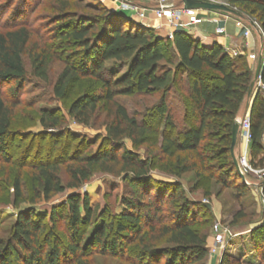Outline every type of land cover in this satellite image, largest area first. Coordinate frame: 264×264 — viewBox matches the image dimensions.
Masks as SVG:
<instances>
[{"label":"trees","instance_id":"16d2710c","mask_svg":"<svg viewBox=\"0 0 264 264\" xmlns=\"http://www.w3.org/2000/svg\"><path fill=\"white\" fill-rule=\"evenodd\" d=\"M219 1L254 18L264 39V0ZM35 3L44 5L48 12L31 21ZM0 12V21L9 14L0 31L1 164L17 166L6 149L18 138L12 131V108L19 105L18 99L9 105L1 87L13 83L16 87L9 93L14 98L20 94L26 78L25 56L33 77L43 82L48 79L49 58L61 62L52 86L55 100L63 102L72 85H89L68 108L76 123L87 125L101 101L113 110L97 149L70 158L64 168L66 185L59 175L61 161L26 164L28 146L12 182L16 197H21L20 170L27 166L34 174L37 198L44 201L66 188L78 189L96 172L122 177L130 193L122 198L115 220L93 229L89 237L65 250L52 229L48 230V223L64 220L71 237L78 235L95 216L86 194H70L65 214L62 206L48 213L21 211L10 237L0 239V264H92V254L120 259L127 255L132 264H205L207 235L195 227L202 206L187 198L176 180L193 173L198 180L208 179L222 189L249 191L230 155L233 125L250 98L254 77L245 58L231 57L219 45L204 47L182 31H174L171 40L161 37L126 15L108 10L100 1L17 0L13 6L0 7ZM258 80L261 86L256 87L255 82L247 117L249 164L255 169L264 167V56ZM155 94L159 99L142 122L130 117L115 101L118 97ZM37 114L44 129L40 135H62L55 130L62 124L58 111L39 109ZM124 140L130 141L131 149ZM94 143L81 138L77 147L84 149ZM143 146L145 155L141 157L136 149ZM162 158L169 161L159 165ZM153 172L170 174L175 181L157 180ZM260 187L264 198V186ZM104 214L105 209L94 220L105 218ZM250 241L254 243L253 254L264 259V222L251 232ZM220 264L242 263L239 259L229 262L224 255Z\"/></svg>","mask_w":264,"mask_h":264},{"label":"rangeland","instance_id":"374dc122","mask_svg":"<svg viewBox=\"0 0 264 264\" xmlns=\"http://www.w3.org/2000/svg\"><path fill=\"white\" fill-rule=\"evenodd\" d=\"M16 1L17 0H0V7H6L8 3L13 6ZM86 1L92 4L94 1L97 2L100 0ZM111 1L116 7H113V10L111 9L110 11H122L124 15L135 23L138 21L134 9L128 6L126 7L122 3ZM225 5L228 6L227 4ZM33 6L36 7V9L33 14L30 15L31 21L33 17L35 18V16L38 15V17H40L46 15L48 12L43 8L45 7L44 5H37L35 3ZM230 8L240 14V17L230 14L226 15H229L231 18L233 17L252 22L259 29L254 18L249 17L237 7ZM1 14L2 12H0V15ZM8 17L9 14L5 15L0 21V31L3 30V26ZM39 25L40 24H35V26ZM23 61L26 78L20 94L14 98L13 95L9 93L12 88L16 87L13 83H8L1 87L4 100L11 105L18 99L19 105L12 108V131L16 133L18 138L11 141V144L6 149L7 155L12 156L17 166H8L0 163V239H7L10 237L17 215L21 211L34 209L43 213H48L52 208L62 206L61 210L63 214H65L66 210L64 209V205L70 194L75 192L86 194L89 197L91 209L94 210V219L104 209L107 214H104L105 218L103 217L99 220L93 219L89 226H82L80 233L75 237H71V233L67 229L64 220L59 221L56 219L48 223L50 224L48 230L52 229L54 237L65 250L69 244L85 240L89 237L93 229L105 227L109 225L112 220H115L116 216L120 215L121 212L122 198L130 196V193L126 192V186L122 177H114L109 174L96 172L88 182L82 184L78 189L66 188L63 193L54 195L50 200L44 201L42 198H37V191L33 182L34 174L28 166L47 160L61 161L62 166L59 175L62 183L66 185L68 183V177L64 168L70 163V158L73 155H79L83 152L87 153L97 149L106 135L105 125L112 119L113 110L111 106H107L105 102L101 101L98 105V109L91 116L87 125L84 126L76 123L74 119L68 115V108L89 85L84 82L72 85L67 98L63 102H60L54 99L52 95V86L57 74L62 68L61 62L57 61L55 58H49L51 64L49 66L48 79L46 82H43L33 77L26 56ZM158 99L159 94L151 96L133 95L131 97H118L115 101L125 108L130 117H134L142 122L149 108L156 103ZM29 105L30 107H28ZM39 109L56 110L59 112L62 118V124L55 130L61 131L62 135L60 137L39 134L44 131L38 121L37 112ZM242 121H240V123ZM27 134L31 136L21 138L22 135L25 136ZM72 135L78 137L74 138ZM238 137H241L244 143L240 147V152L235 157L239 162L241 158H245L249 165V144L246 143L243 134L240 133ZM81 138L93 140L95 143L86 146L84 149H79L78 145ZM238 142H240L239 139ZM124 143L127 148H132L129 140H124ZM28 146L31 147L29 150L30 156L26 159V164L28 166L20 170L21 197L17 198L12 188V182L18 172L19 159L23 156ZM67 147H71V149ZM145 148L146 147L143 146L136 149L141 157L145 155ZM168 161V158H162L159 165H164ZM249 167L251 170L245 172L246 181L249 184V191L245 193L237 192L232 188L222 189L219 185L208 179L198 180L193 173L184 174L176 180L182 186L184 195L196 202L197 205L199 204L202 206L200 207V213L198 214L199 216L197 217V224L195 227L200 233L207 235V256L205 264H220L224 255L227 256L229 262L239 259L242 264L264 263V259L258 256L256 257L253 254L251 245H254V243H250L251 232L264 222V198L262 197L260 189V185L264 181V167L257 169L250 165ZM153 176L157 180L175 181V178L170 174L153 172ZM241 182H243L242 179ZM165 210L168 211L169 208L167 207ZM45 222H48L47 217L45 218ZM216 224H218L221 231L224 233V244L220 249L217 248V250L214 251L216 247L214 245L215 232L213 227ZM106 233H108V230ZM132 247L133 246H127V249H132ZM124 257L126 258L120 259L92 254L89 261L92 264H132V262L128 260L129 258L127 259V257L130 256L126 255ZM160 263L162 264L163 261Z\"/></svg>","mask_w":264,"mask_h":264},{"label":"crops","instance_id":"0c3cea01","mask_svg":"<svg viewBox=\"0 0 264 264\" xmlns=\"http://www.w3.org/2000/svg\"><path fill=\"white\" fill-rule=\"evenodd\" d=\"M115 2L124 3L131 2L138 7L145 9V17L140 22L144 27L149 28L157 32L161 37H167V34L172 31H182L188 34L192 39L198 41L202 46L210 48L213 45H219L226 53L232 57V53L235 52L238 56H243L246 60L248 67L255 72L258 57L263 51V37L259 29L252 25V22H248L243 19L231 18L226 13L207 10H195L189 14L182 15L180 17V24L177 29H170L166 25L164 18H158L153 13L156 0H113ZM104 6L113 10L116 7L111 0H100ZM177 8L183 7L180 2H176ZM115 11V10H114ZM116 13L123 14L122 11H115ZM191 18L200 20V23L192 25L190 23ZM137 23V22H136ZM217 29H223V33H218ZM245 32H249L247 36H244ZM251 57H255L252 59ZM254 91L250 98L246 99L239 114L237 121H242L248 117V112L253 100ZM238 139L240 142H238ZM241 137L237 138V142L234 148V155L236 156L241 150L243 145ZM262 143L264 145V133ZM251 255V254H250Z\"/></svg>","mask_w":264,"mask_h":264},{"label":"built area","instance_id":"2783aa9c","mask_svg":"<svg viewBox=\"0 0 264 264\" xmlns=\"http://www.w3.org/2000/svg\"><path fill=\"white\" fill-rule=\"evenodd\" d=\"M146 1H150V0H146ZM182 1L183 0H156L155 1L156 2L155 7L153 8V13L158 18H164L166 20L167 27H169L171 30L172 29L175 30L179 26H181L180 17L182 15L191 13V11H189V10H184L183 7L177 8L175 6L176 2H180L182 4ZM201 1L209 2V3H221V1H219V0H201ZM122 4L125 5L126 7L127 6L131 7L132 9H134V11H136L137 19L139 22H142L144 20V17H145V9L144 8L138 7V5H135V4L128 2V1L124 2ZM221 4H223V3H221ZM190 23L192 25H196V24L200 23V20L196 19V18H191ZM252 25L254 27H256L253 23H252ZM217 32L221 34V33H223V29H217ZM173 33L174 32L170 31L167 34V38L171 40L173 38ZM248 34H249V32H245L244 36H247ZM235 56H237V55L235 52H233L232 57H235ZM251 58L254 59V57H251ZM259 86H261V83L259 82V80H257L256 87H259ZM240 133L243 134V136L246 139V143L249 144L250 125H249L248 118L243 119V121L241 122L239 134ZM237 162H238L239 168L241 170V173L244 176L243 183L245 185L249 186L248 182L246 181L245 172L248 170H251V168L249 167L250 164L249 165L247 164L245 158H241L240 162L238 160H237ZM213 228H214V232H215V238H214V245L216 247L214 249V251H215V250H217V248L220 249L223 246V244H224V233H223V231H221L218 224H216Z\"/></svg>","mask_w":264,"mask_h":264},{"label":"water","instance_id":"95a60500","mask_svg":"<svg viewBox=\"0 0 264 264\" xmlns=\"http://www.w3.org/2000/svg\"><path fill=\"white\" fill-rule=\"evenodd\" d=\"M182 6L184 10H189V11H195V10L217 11V12L230 14L232 16L240 17V14H238L234 9L226 6L225 4H221V3H209V2H205L201 0H183ZM137 23L143 26L139 21H137ZM263 49H264V39H263ZM263 56H264V53L262 52V55L258 57V62H257V66L254 72L253 82L250 85V89L248 91V97L251 96V93L254 88V84L259 78V74H260L262 62H263ZM240 126H241V123L236 120L234 122L233 129H232L230 155H231L233 165L235 167V170L239 178L244 181V176L241 173L237 159L234 155V148H235L237 138L240 132ZM261 185L264 186V182Z\"/></svg>","mask_w":264,"mask_h":264}]
</instances>
